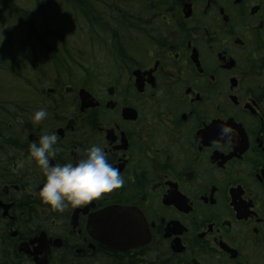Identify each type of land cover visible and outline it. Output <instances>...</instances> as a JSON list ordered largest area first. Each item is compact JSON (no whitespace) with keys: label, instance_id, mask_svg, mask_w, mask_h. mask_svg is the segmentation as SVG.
Returning <instances> with one entry per match:
<instances>
[{"label":"flooded vegetation","instance_id":"1","mask_svg":"<svg viewBox=\"0 0 264 264\" xmlns=\"http://www.w3.org/2000/svg\"><path fill=\"white\" fill-rule=\"evenodd\" d=\"M137 1L109 78L51 84L12 140L0 115V264H264V0ZM0 4V40L18 37L20 4ZM44 132L50 163L98 144L124 184L52 210L28 154Z\"/></svg>","mask_w":264,"mask_h":264},{"label":"trees","instance_id":"2","mask_svg":"<svg viewBox=\"0 0 264 264\" xmlns=\"http://www.w3.org/2000/svg\"><path fill=\"white\" fill-rule=\"evenodd\" d=\"M144 9L137 0L130 6L121 0H28V4L17 6L15 12L19 11L23 23H18L16 41L10 42L17 43L13 49L15 59H29L33 76L24 77L19 67L16 74L15 68L4 67L18 82L11 87L0 79V115L5 119V137L12 140L16 135L19 110L24 113L35 110L36 102L44 94L41 89L44 84L64 85L72 80L70 65L81 66L90 74L93 67L89 68V64L93 65L99 55L107 58L126 55L129 33L141 26L136 19L131 22L129 14L132 11L136 17ZM1 45L3 48L5 42ZM0 59V65L4 64V58ZM22 84L23 92L17 98L23 102L9 100V92L20 94ZM4 97L7 99L2 100ZM21 103L23 106L19 108L17 105Z\"/></svg>","mask_w":264,"mask_h":264},{"label":"clouds","instance_id":"3","mask_svg":"<svg viewBox=\"0 0 264 264\" xmlns=\"http://www.w3.org/2000/svg\"><path fill=\"white\" fill-rule=\"evenodd\" d=\"M47 115V109L41 107L33 111L31 121L40 124ZM231 134L230 127L222 126V137L230 141ZM57 141L55 132H44L28 146L29 158L43 176L37 195L52 210L63 212L69 207H78L124 184L123 176L108 162L103 147L98 144L86 147L75 161L50 163L58 150Z\"/></svg>","mask_w":264,"mask_h":264},{"label":"rangeland","instance_id":"4","mask_svg":"<svg viewBox=\"0 0 264 264\" xmlns=\"http://www.w3.org/2000/svg\"><path fill=\"white\" fill-rule=\"evenodd\" d=\"M16 2L19 3L21 6L24 5V3L25 4H28V0H16ZM0 9H1V4H0ZM19 16H20V14H19ZM20 20H21L20 23H23V20H22L21 17H20ZM1 23H2V21H1ZM3 31L4 30L0 27V34L1 33L3 34ZM10 41H16L15 35L12 34L11 40L8 39L6 45L3 46V50H4V54H5V58H6V61L4 63L5 64L6 63L7 64H10V66H11V64H14V65H16L17 68L18 67L21 68L22 71H23V73H24V77H26V76L32 77L33 74L30 72L31 69L29 68V66H30V63L28 62L29 59L28 58H26V59L21 58L22 59L21 61H19L18 59H15V57H17V54H16V51L13 50V49H14V45H17V43H12ZM98 57H100V56H98ZM96 63H99L98 59L96 60ZM112 65H113V63H112ZM89 67H93V65L89 64ZM104 67H106V65H104ZM70 69H73L71 71L72 76L70 77V79L72 78V80H75L76 81V80H79V79L81 80L82 77H84V74H82L84 70L82 69L81 66L78 67L77 65L72 64V65H70ZM78 69L80 71H78ZM113 71H114L113 69H109V68H106V70L104 69V73H103V75H105L104 78H109L110 76H108V72H113ZM6 72L7 71L5 69H3L2 71H0V79H1V81H3V83H6V85L8 84L11 87L13 85L16 86L18 84V82L16 80H14V78L12 76L13 74L6 73ZM15 74H16V72H15ZM22 80H24L23 77H22ZM27 84H28V81L26 80V85ZM18 87H19V85H18ZM21 87H22V89H18L19 92L20 91L23 92V84H22ZM44 87H50V84H48V82H47L46 84H44ZM21 92H20V94L18 92H16V91L13 92L14 94H12L11 92H9L10 93L9 94L10 97H8L9 100H13V101L15 100L16 102H21L23 99L17 98L18 95L21 96ZM3 99H7V97L2 98V100ZM12 105H13V103H12ZM20 105H22V103ZM17 106H19V104ZM25 107H27V106H25Z\"/></svg>","mask_w":264,"mask_h":264}]
</instances>
